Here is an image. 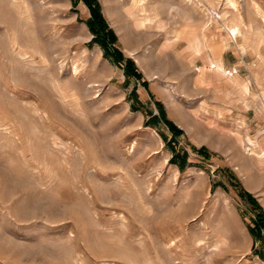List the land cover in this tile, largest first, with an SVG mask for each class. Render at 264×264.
Returning <instances> with one entry per match:
<instances>
[{
    "label": "rangeland",
    "instance_id": "rangeland-1",
    "mask_svg": "<svg viewBox=\"0 0 264 264\" xmlns=\"http://www.w3.org/2000/svg\"><path fill=\"white\" fill-rule=\"evenodd\" d=\"M135 1L0 0V264H264V0Z\"/></svg>",
    "mask_w": 264,
    "mask_h": 264
},
{
    "label": "trees",
    "instance_id": "trees-1",
    "mask_svg": "<svg viewBox=\"0 0 264 264\" xmlns=\"http://www.w3.org/2000/svg\"><path fill=\"white\" fill-rule=\"evenodd\" d=\"M86 2L91 6L93 11V19L89 22L91 30L95 33L94 40L99 41L104 48L108 51L109 42L115 40V34L112 30L108 29L107 24L99 11V5L96 0H86ZM119 58H122V54L117 52ZM129 68L131 63L128 64ZM175 129L174 125L172 126Z\"/></svg>",
    "mask_w": 264,
    "mask_h": 264
},
{
    "label": "bare ground",
    "instance_id": "bare-ground-1",
    "mask_svg": "<svg viewBox=\"0 0 264 264\" xmlns=\"http://www.w3.org/2000/svg\"><path fill=\"white\" fill-rule=\"evenodd\" d=\"M148 0H136L134 2L135 9H141L145 7V3ZM197 48L200 50V44L199 42H196ZM214 50V49H213ZM213 54V53H211ZM210 54V55H211ZM209 55V62H210V71L212 73H218L219 75H223V66L218 62V59ZM225 72V71H224Z\"/></svg>",
    "mask_w": 264,
    "mask_h": 264
}]
</instances>
